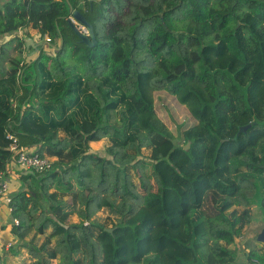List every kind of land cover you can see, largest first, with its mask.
<instances>
[{
  "label": "trees",
  "instance_id": "trees-1",
  "mask_svg": "<svg viewBox=\"0 0 264 264\" xmlns=\"http://www.w3.org/2000/svg\"><path fill=\"white\" fill-rule=\"evenodd\" d=\"M71 9L93 47L73 32ZM18 31L49 37L54 55L29 60ZM7 45L17 56L5 66ZM155 92L193 118L182 143L155 115ZM8 135L52 160L20 176L27 190L8 201L13 236L35 231L24 244L33 264H264V244L241 259L229 248L253 209L264 217V0L5 1L4 175Z\"/></svg>",
  "mask_w": 264,
  "mask_h": 264
},
{
  "label": "rangeland",
  "instance_id": "rangeland-1",
  "mask_svg": "<svg viewBox=\"0 0 264 264\" xmlns=\"http://www.w3.org/2000/svg\"><path fill=\"white\" fill-rule=\"evenodd\" d=\"M12 37L7 36L1 41L6 42L9 39H12ZM32 38L38 39L36 34H34ZM13 47L14 45H7L4 50L6 59L4 61L5 66H7L9 59L17 56V53ZM31 51L32 50L29 48L26 50V53L24 52V56L26 58H30L29 60H33L37 56V54L28 56ZM46 54L53 56L54 52L49 50ZM153 98L155 115L170 129L174 136L175 142L182 143L183 131L194 124V120L189 114L188 109L185 106L179 104L175 97L170 96L165 92H155L153 94ZM105 145L106 140L104 139L99 141L96 146H91L90 148L94 152L101 153L104 151ZM252 214L254 216V220L251 225L247 226L248 228L246 227L243 229L242 236L237 240H229V248L234 250L236 249L240 259L242 258L241 255L243 252H246L248 247L253 243L256 235L264 228V217H262L256 209H253ZM70 220L73 221V223H76L78 218L76 215H72ZM71 229L77 232L78 239L80 240L81 246L85 252V261L89 262L91 259L92 250L81 238L78 228L72 227ZM35 235V231H32L26 236L27 238L23 239V241L16 239L14 245L7 248V252L2 251L3 255H0V264H33L34 262L30 258V255L24 244H29V242L34 239ZM52 264H57V260H53Z\"/></svg>",
  "mask_w": 264,
  "mask_h": 264
},
{
  "label": "crops",
  "instance_id": "crops-1",
  "mask_svg": "<svg viewBox=\"0 0 264 264\" xmlns=\"http://www.w3.org/2000/svg\"><path fill=\"white\" fill-rule=\"evenodd\" d=\"M5 1H7V0H0V7L4 4ZM16 34H17V36L24 38L25 41L28 39V38H26V35H24L22 32L20 35H18V33H16ZM12 36H14V35H10V37H12ZM37 36H38V34H36V37ZM33 40L36 43H38L40 46L39 48L43 49V51L46 53L49 50L54 52L56 49L55 46H53L51 43L46 44L43 41H38L37 39H33ZM28 44L31 45V43H28ZM24 49H26V46ZM26 50H25V53H26ZM39 52H40V50H39ZM29 55L30 54H28V56ZM38 55H39V53L37 54V56ZM98 142H91L89 144V146L90 147L96 146V144ZM28 171H24V170L17 168L14 165L13 161H10L6 167L4 179H5V181H7L8 191H7V194L5 195V197L0 200V255H3L2 251L7 252V248L13 246L15 240L17 239L16 237L13 236V234L11 232V217H10V210L8 208V201L14 193L21 190L22 188L24 190H27V188L24 186V182L20 176H22V175L25 176ZM249 241H251V240H249ZM255 241H256V239H255Z\"/></svg>",
  "mask_w": 264,
  "mask_h": 264
},
{
  "label": "built area",
  "instance_id": "built-area-1",
  "mask_svg": "<svg viewBox=\"0 0 264 264\" xmlns=\"http://www.w3.org/2000/svg\"><path fill=\"white\" fill-rule=\"evenodd\" d=\"M70 23H75L74 19L70 17ZM77 25V24H76ZM78 30L81 33L86 34V28L82 25H77ZM18 35L21 34V31L17 32ZM38 41H43L46 44L51 43L49 37H40L37 36ZM12 143L9 146V150L12 152V160L14 165L24 171H33L37 173H44L51 168L52 160L48 159L47 157H41L34 148H25V147H18L16 144V139L12 136H7ZM8 191V184L4 179V173L0 172V200L5 197ZM16 222V221H15Z\"/></svg>",
  "mask_w": 264,
  "mask_h": 264
},
{
  "label": "water",
  "instance_id": "water-1",
  "mask_svg": "<svg viewBox=\"0 0 264 264\" xmlns=\"http://www.w3.org/2000/svg\"><path fill=\"white\" fill-rule=\"evenodd\" d=\"M71 16L74 19L75 23L78 25H82L86 28L87 33H81L78 28L77 25L74 23H71L70 26L73 30V32L75 33V35L79 38L80 42L85 44L88 47H93L96 44V40H95V36H94V32H93V28L92 26L86 21V19L76 10H70ZM28 43H31V45H29ZM25 46L26 49H31V53L30 55H34V54H38L39 50H40V46L38 43H36L32 38H28L25 41ZM245 127L240 128V132L244 131ZM190 146V143H186V145L183 147L184 150H188ZM26 174H30L33 175V171H28ZM108 232H111V230H108ZM256 242L264 244V228L256 235Z\"/></svg>",
  "mask_w": 264,
  "mask_h": 264
},
{
  "label": "clouds",
  "instance_id": "clouds-1",
  "mask_svg": "<svg viewBox=\"0 0 264 264\" xmlns=\"http://www.w3.org/2000/svg\"><path fill=\"white\" fill-rule=\"evenodd\" d=\"M72 17V16H71ZM30 171V170H29ZM34 173V172H33Z\"/></svg>",
  "mask_w": 264,
  "mask_h": 264
}]
</instances>
